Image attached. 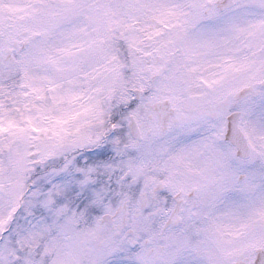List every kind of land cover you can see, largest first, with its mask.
Returning <instances> with one entry per match:
<instances>
[{"label":"snow or ice","instance_id":"snow-or-ice-1","mask_svg":"<svg viewBox=\"0 0 264 264\" xmlns=\"http://www.w3.org/2000/svg\"><path fill=\"white\" fill-rule=\"evenodd\" d=\"M0 264H264V0H0Z\"/></svg>","mask_w":264,"mask_h":264}]
</instances>
